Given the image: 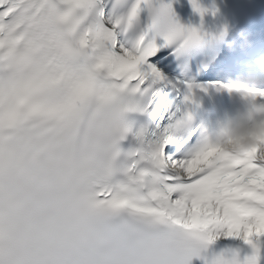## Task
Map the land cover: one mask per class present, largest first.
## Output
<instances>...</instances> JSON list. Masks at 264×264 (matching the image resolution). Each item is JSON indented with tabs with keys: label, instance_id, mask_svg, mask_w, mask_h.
<instances>
[{
	"label": "snow or ice",
	"instance_id": "snow-or-ice-1",
	"mask_svg": "<svg viewBox=\"0 0 264 264\" xmlns=\"http://www.w3.org/2000/svg\"><path fill=\"white\" fill-rule=\"evenodd\" d=\"M147 3L0 0V264H190L217 237L258 250L264 142L237 156L170 135L189 79L168 57L201 37L174 21L154 39Z\"/></svg>",
	"mask_w": 264,
	"mask_h": 264
},
{
	"label": "clouds",
	"instance_id": "clouds-1",
	"mask_svg": "<svg viewBox=\"0 0 264 264\" xmlns=\"http://www.w3.org/2000/svg\"><path fill=\"white\" fill-rule=\"evenodd\" d=\"M146 7L148 29L153 38L163 40L169 37L175 21L171 4H154L153 0H148ZM250 35L245 30L238 29L231 40L226 38L225 31H221L217 38L230 50L239 47L243 51L251 47ZM255 64L264 70V56L257 58ZM210 87L214 94L227 92L234 95L245 107L222 122H217L215 128L201 126L199 138L202 144L210 145L215 150L243 156L264 142V82L251 72L238 75L234 79L229 78L227 83L222 85L200 84L194 78H189L186 86V104L198 107L200 93L208 94ZM192 120L193 114L190 110L179 117L170 118L168 132L173 137H181L191 131ZM220 238L217 237L213 243Z\"/></svg>",
	"mask_w": 264,
	"mask_h": 264
}]
</instances>
